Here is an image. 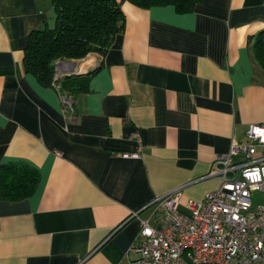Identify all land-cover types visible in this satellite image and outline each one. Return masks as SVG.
I'll use <instances>...</instances> for the list:
<instances>
[{
    "label": "crops",
    "instance_id": "obj_1",
    "mask_svg": "<svg viewBox=\"0 0 264 264\" xmlns=\"http://www.w3.org/2000/svg\"><path fill=\"white\" fill-rule=\"evenodd\" d=\"M121 9L123 29L103 55L64 60L60 76L90 72L67 111L23 65L29 33L53 23L52 1L0 0V165L23 161L39 174L26 198L0 197V264L133 259L156 201L180 191L186 213L219 186L208 175L215 156L264 124L252 48L264 0Z\"/></svg>",
    "mask_w": 264,
    "mask_h": 264
},
{
    "label": "built area",
    "instance_id": "obj_2",
    "mask_svg": "<svg viewBox=\"0 0 264 264\" xmlns=\"http://www.w3.org/2000/svg\"><path fill=\"white\" fill-rule=\"evenodd\" d=\"M67 64L55 62V79ZM61 100L72 111V99ZM211 168L219 186L187 201L186 213L178 208L180 191L158 199L153 223L142 221L130 247L136 256L122 264H264V124L250 123Z\"/></svg>",
    "mask_w": 264,
    "mask_h": 264
},
{
    "label": "trees",
    "instance_id": "obj_3",
    "mask_svg": "<svg viewBox=\"0 0 264 264\" xmlns=\"http://www.w3.org/2000/svg\"><path fill=\"white\" fill-rule=\"evenodd\" d=\"M54 20L51 25L32 30L24 49L23 65L43 85H53L61 95L73 100L86 91L90 72L71 73L54 78L55 62L80 59L89 53L103 55L115 35L122 31L123 1L147 8L172 4L178 12L192 10L200 0H51ZM253 53L264 69V30L252 42ZM73 105V104H72ZM39 174L23 161L0 165V197L15 201L26 198L37 187Z\"/></svg>",
    "mask_w": 264,
    "mask_h": 264
},
{
    "label": "rangeland",
    "instance_id": "obj_4",
    "mask_svg": "<svg viewBox=\"0 0 264 264\" xmlns=\"http://www.w3.org/2000/svg\"><path fill=\"white\" fill-rule=\"evenodd\" d=\"M57 71V69H55ZM260 202V195L258 193H255L253 196V203L254 205L258 204ZM148 215V212H147Z\"/></svg>",
    "mask_w": 264,
    "mask_h": 264
},
{
    "label": "water",
    "instance_id": "obj_5",
    "mask_svg": "<svg viewBox=\"0 0 264 264\" xmlns=\"http://www.w3.org/2000/svg\"><path fill=\"white\" fill-rule=\"evenodd\" d=\"M67 63H68V62H67ZM71 63H72V64H74V62H73V61H71ZM68 64H69V63H68ZM68 74H69V72H67L65 75H68Z\"/></svg>",
    "mask_w": 264,
    "mask_h": 264
}]
</instances>
